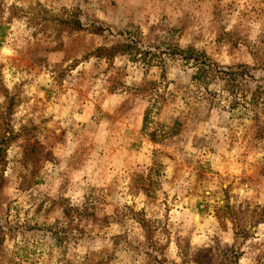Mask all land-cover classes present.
Wrapping results in <instances>:
<instances>
[{
  "label": "rangeland",
  "instance_id": "374dc122",
  "mask_svg": "<svg viewBox=\"0 0 264 264\" xmlns=\"http://www.w3.org/2000/svg\"><path fill=\"white\" fill-rule=\"evenodd\" d=\"M0 24V264H264V0H0ZM176 49L256 81L233 101Z\"/></svg>",
  "mask_w": 264,
  "mask_h": 264
},
{
  "label": "trees",
  "instance_id": "16d2710c",
  "mask_svg": "<svg viewBox=\"0 0 264 264\" xmlns=\"http://www.w3.org/2000/svg\"><path fill=\"white\" fill-rule=\"evenodd\" d=\"M6 28L7 26L0 24V41L2 40L4 36V30ZM123 47L124 45H116L110 48H99L97 50V56H102L103 58H110L113 54H115L114 52H116L117 50ZM177 51L180 52L179 54L182 55V58L184 60H194L197 62L198 70L195 76L198 79L203 77L204 74L207 71H209L212 74L219 77L220 79L224 80L226 82V90L228 94H230L233 97V101H235V99L237 98V93L240 90V86H241L240 84L245 83L247 81L248 82L251 81V80H247V78L252 79V81L253 80L256 81V79H254V77L251 75L249 67L245 64L230 65L224 69H221L215 62L208 60L204 53H200L194 50H182V49H178ZM238 79H241V80H238ZM256 90H258V88H255V90L251 92V96L249 98L250 102H247L249 105L254 106L255 102H257L260 99V96H261L260 90H259V93H257ZM3 143H5V141L1 139L0 140V159L2 157L1 156V148H2L1 144ZM198 205L200 206V203ZM224 208H225V214H227V218L232 222L233 229H234V236L236 237V240L238 239L245 240L249 236V233L246 230V227L241 223V218L238 214V211L235 210L233 206H229L228 204H226ZM141 222H142V227L144 228V232H146L145 238L149 239L148 233H147V227L145 224L146 221L142 220ZM236 248H237L236 246L234 245L232 246L233 260L231 261V264H236L237 259L239 257V253ZM223 257L225 258L226 255Z\"/></svg>",
  "mask_w": 264,
  "mask_h": 264
}]
</instances>
